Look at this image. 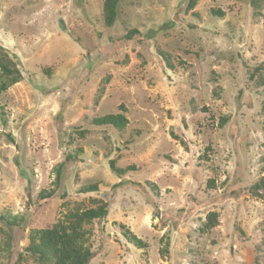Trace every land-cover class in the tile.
Returning a JSON list of instances; mask_svg holds the SVG:
<instances>
[{"label":"rangeland","instance_id":"374dc122","mask_svg":"<svg viewBox=\"0 0 264 264\" xmlns=\"http://www.w3.org/2000/svg\"><path fill=\"white\" fill-rule=\"evenodd\" d=\"M104 2L0 0L22 76L0 92V264L104 204L88 264H264V0H120L113 25Z\"/></svg>","mask_w":264,"mask_h":264},{"label":"trees","instance_id":"16d2710c","mask_svg":"<svg viewBox=\"0 0 264 264\" xmlns=\"http://www.w3.org/2000/svg\"><path fill=\"white\" fill-rule=\"evenodd\" d=\"M120 0H105L104 12L105 23L113 25L117 18V8ZM196 0H192L190 6L194 5ZM0 56V92L7 90L14 83L18 82L22 76L14 62L8 59V56L1 51ZM167 58V57H166ZM169 64V59L167 58ZM259 70V69H258ZM260 83L264 86V64H262ZM126 118L122 113L108 114L101 118H95L93 122L96 125H112L117 128H123ZM224 124V120L221 121ZM68 159H71L69 157ZM111 169L117 175H124L125 170L118 168L114 161H110ZM60 179V175H58ZM98 186H90L85 191L97 190ZM53 195V192L42 193V198L47 199ZM105 204L98 209H88L83 212L70 213L65 221H59L51 227L32 230L30 234L29 253L37 259L39 264H88L92 258L91 248L85 245L86 230L84 223L96 218H102L106 215ZM218 212H210L204 224L205 230H211L219 224ZM8 223H11L6 219ZM125 238L138 248L146 247V243L127 228L124 230ZM166 251V250H165Z\"/></svg>","mask_w":264,"mask_h":264},{"label":"water","instance_id":"95a60500","mask_svg":"<svg viewBox=\"0 0 264 264\" xmlns=\"http://www.w3.org/2000/svg\"><path fill=\"white\" fill-rule=\"evenodd\" d=\"M60 26H61V28L64 29L65 28L64 22L61 21Z\"/></svg>","mask_w":264,"mask_h":264}]
</instances>
